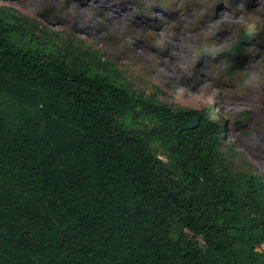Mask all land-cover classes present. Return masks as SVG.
I'll return each instance as SVG.
<instances>
[{"label": "trees", "instance_id": "obj_1", "mask_svg": "<svg viewBox=\"0 0 264 264\" xmlns=\"http://www.w3.org/2000/svg\"><path fill=\"white\" fill-rule=\"evenodd\" d=\"M101 64L0 18V264H264V180L234 168L218 123Z\"/></svg>", "mask_w": 264, "mask_h": 264}, {"label": "rangeland", "instance_id": "obj_2", "mask_svg": "<svg viewBox=\"0 0 264 264\" xmlns=\"http://www.w3.org/2000/svg\"><path fill=\"white\" fill-rule=\"evenodd\" d=\"M0 18L76 65L107 62L138 95L209 113L234 168L264 180V0H0ZM152 147L170 162L169 144Z\"/></svg>", "mask_w": 264, "mask_h": 264}, {"label": "water", "instance_id": "obj_3", "mask_svg": "<svg viewBox=\"0 0 264 264\" xmlns=\"http://www.w3.org/2000/svg\"><path fill=\"white\" fill-rule=\"evenodd\" d=\"M198 120H199V115L193 117V119L191 120V122L189 123V125L187 126L188 129H192L195 128L198 124Z\"/></svg>", "mask_w": 264, "mask_h": 264}]
</instances>
